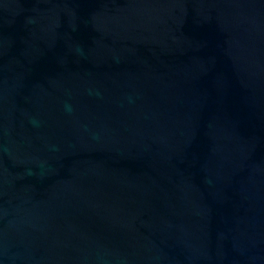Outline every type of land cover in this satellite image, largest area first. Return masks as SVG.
Wrapping results in <instances>:
<instances>
[{"label":"water","instance_id":"1","mask_svg":"<svg viewBox=\"0 0 264 264\" xmlns=\"http://www.w3.org/2000/svg\"><path fill=\"white\" fill-rule=\"evenodd\" d=\"M0 264H264V0H0Z\"/></svg>","mask_w":264,"mask_h":264}]
</instances>
